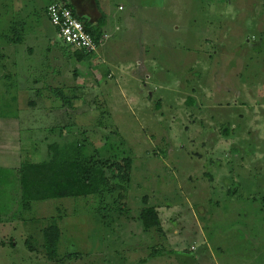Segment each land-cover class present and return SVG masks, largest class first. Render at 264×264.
Returning a JSON list of instances; mask_svg holds the SVG:
<instances>
[{
    "label": "rangeland",
    "instance_id": "rangeland-1",
    "mask_svg": "<svg viewBox=\"0 0 264 264\" xmlns=\"http://www.w3.org/2000/svg\"><path fill=\"white\" fill-rule=\"evenodd\" d=\"M58 1L0 0V264H264V0H85L109 38L83 61ZM72 141L131 160L122 199L23 210L17 169Z\"/></svg>",
    "mask_w": 264,
    "mask_h": 264
},
{
    "label": "trees",
    "instance_id": "trees-1",
    "mask_svg": "<svg viewBox=\"0 0 264 264\" xmlns=\"http://www.w3.org/2000/svg\"><path fill=\"white\" fill-rule=\"evenodd\" d=\"M77 13L68 0H59ZM47 11V9H46ZM88 32L96 41L101 40L104 34V23L106 16L101 15L98 25H93L88 19L81 18ZM95 53H86L75 50L74 55L79 61L91 57ZM57 91V90H56ZM49 157L44 161L22 163L17 172L19 174L21 199L23 210H32L35 202L63 199V198H85L96 200V211L106 215L112 212L110 201L116 195L115 205L123 197L127 189L131 160H124L122 163L110 162L98 157H87L84 155L83 146L78 141L65 143L63 146L58 143L48 145ZM111 177H117L118 182L111 184ZM59 209V208H58ZM122 211V208H118ZM105 218V217H104ZM139 219L144 229L152 230L161 225L159 214L153 207L143 208ZM44 237V248L49 260H56L61 241L62 232L56 221L42 230Z\"/></svg>",
    "mask_w": 264,
    "mask_h": 264
},
{
    "label": "built area",
    "instance_id": "built-area-1",
    "mask_svg": "<svg viewBox=\"0 0 264 264\" xmlns=\"http://www.w3.org/2000/svg\"><path fill=\"white\" fill-rule=\"evenodd\" d=\"M48 18L59 33L63 42L75 50L86 53H96L103 41L109 38L104 32L101 40L96 41L92 34L87 31L78 13H74L63 2L52 3L47 8Z\"/></svg>",
    "mask_w": 264,
    "mask_h": 264
},
{
    "label": "crops",
    "instance_id": "crops-1",
    "mask_svg": "<svg viewBox=\"0 0 264 264\" xmlns=\"http://www.w3.org/2000/svg\"><path fill=\"white\" fill-rule=\"evenodd\" d=\"M80 1H82L83 2V5H80V8L77 6V4H75L72 0H68V2L70 3V4H72V6L75 8V10H76V12L78 13V15L81 17V18H86V19H88L93 25H98L99 24V22H100V19L101 18H99L98 20H93L92 19V16L90 15V10L88 9V8H84V6H85V0H80ZM81 7H83V8H81ZM105 32H107V31H105ZM108 33V32H107Z\"/></svg>",
    "mask_w": 264,
    "mask_h": 264
}]
</instances>
